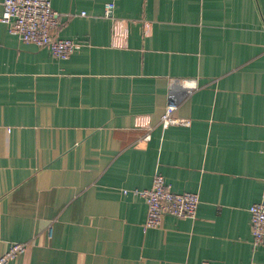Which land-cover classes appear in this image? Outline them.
<instances>
[{
    "label": "crops",
    "instance_id": "crops-1",
    "mask_svg": "<svg viewBox=\"0 0 264 264\" xmlns=\"http://www.w3.org/2000/svg\"><path fill=\"white\" fill-rule=\"evenodd\" d=\"M52 6L78 44L67 61L0 20V257L19 243L12 264H264L249 213L264 203V0ZM177 99L190 126L165 129ZM157 173L199 195L195 220L145 229L134 192Z\"/></svg>",
    "mask_w": 264,
    "mask_h": 264
},
{
    "label": "built area",
    "instance_id": "built-area-1",
    "mask_svg": "<svg viewBox=\"0 0 264 264\" xmlns=\"http://www.w3.org/2000/svg\"><path fill=\"white\" fill-rule=\"evenodd\" d=\"M0 6L3 9L1 23L6 25L9 33L22 43L46 49L60 61H67L74 54L78 44L73 40L58 38L55 34L61 26L62 15L53 9L52 0H5ZM114 11L115 5L107 4L104 17L113 19ZM81 16L86 17L87 14L82 13ZM195 90V85H191L183 95V99L191 96ZM181 102L182 99H177L167 107L161 120L165 129L172 126H190L189 121L175 117ZM134 194L144 199L148 207L145 229L160 228L167 217L181 220L197 218L199 195L190 192L182 194L173 192L161 173L155 175L151 189L135 191ZM249 213L253 245L262 247L264 246V203L253 205ZM27 250V244H13L9 251L0 257V264H12L25 255Z\"/></svg>",
    "mask_w": 264,
    "mask_h": 264
}]
</instances>
